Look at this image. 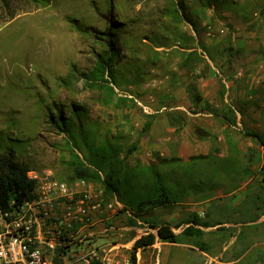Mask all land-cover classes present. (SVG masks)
I'll return each mask as SVG.
<instances>
[{"label":"rangeland","instance_id":"obj_1","mask_svg":"<svg viewBox=\"0 0 264 264\" xmlns=\"http://www.w3.org/2000/svg\"><path fill=\"white\" fill-rule=\"evenodd\" d=\"M20 7L27 9L10 21L0 9V159L11 154L19 166L43 175L52 171L56 178L71 181L75 167L116 153L122 176L134 190L127 193L126 184L120 193L106 195L125 201L147 198L157 179L155 167L145 170L137 158L131 162L143 133L135 122L146 115L144 106L182 96L173 88L176 73L180 79L189 72L201 75L203 68L197 70L206 53L224 49L232 54L229 44L249 38L258 10L249 0H183L184 16L175 11L176 0H49L41 8ZM260 13L264 16V10ZM111 22L117 56L106 75L108 82L91 83L86 75L99 53L108 51L107 39L101 37ZM189 54L193 59L186 63ZM187 90L198 92L194 86ZM59 116L71 118L74 143L51 123ZM257 156L249 152V168ZM246 164L239 154L181 164L194 190L179 198L219 196L190 218L197 216L203 227L217 225L201 235L182 234L178 228V244L157 241L137 252V264H264V219L258 218L264 213V172L259 164L252 173ZM90 180L104 187L100 179ZM247 181L245 190L238 191ZM156 194L153 197H160L162 191ZM166 196L172 197L165 192ZM257 197V217L239 211ZM122 212L117 213L122 220L106 222L107 233L92 240L117 236L123 244L119 253L131 262L136 237L152 230L146 221L156 217L153 211ZM253 220L257 221L250 223ZM83 248L84 236L73 244L76 252Z\"/></svg>","mask_w":264,"mask_h":264},{"label":"crops","instance_id":"obj_2","mask_svg":"<svg viewBox=\"0 0 264 264\" xmlns=\"http://www.w3.org/2000/svg\"><path fill=\"white\" fill-rule=\"evenodd\" d=\"M249 1L258 8L254 11L257 26L249 29L252 33L249 38L233 40V43L229 44L233 47V53L230 55H226L224 49L217 53H206L201 68L197 70L199 72L203 68L201 75L189 72L185 78L180 79L176 73L173 88L183 95L162 101L152 100L149 105L144 106L146 108L144 120L137 117L135 124L140 130L147 122L150 126L146 132L141 133V139L133 152L131 162H135L137 158L142 162L143 169L149 170L155 167L157 179L154 186L162 187L164 192L172 196L165 204L145 212V215H148L153 211L156 217L154 220L157 222L183 223L179 227L182 230L188 225L187 221L192 219L190 214H193V211L208 206L209 202L219 197L195 194L179 198L178 194L194 190L188 183L187 171L181 164L197 162L211 156L238 154L247 161L245 166L249 171L252 168V173L259 164L260 168L263 164L264 16L260 12L264 10V0ZM244 2L240 1L243 4ZM192 86L201 93L200 102L195 103L190 97V90H187V87ZM137 102L144 105L139 99ZM244 134L246 136L243 138ZM252 151L258 156L249 168L248 156ZM159 157L167 160H161ZM248 183L249 181L244 182L237 190H245ZM185 187L188 189L186 190ZM234 192L236 191L224 195H232ZM257 200L258 197L246 209L241 207L239 211L248 212L253 218L257 217L259 209ZM120 201L126 207L122 212L123 215L135 212L129 205L128 198L126 201L124 198ZM117 215L108 222L116 223L123 219L122 215ZM258 218L264 219V213ZM255 221L257 220L250 223ZM101 224L96 227L98 231L103 228ZM216 225L203 227L199 224L198 227L205 232L204 230ZM177 229L174 228L179 233ZM111 238L118 239L117 236H110ZM160 243L168 242L160 241Z\"/></svg>","mask_w":264,"mask_h":264},{"label":"built area","instance_id":"obj_3","mask_svg":"<svg viewBox=\"0 0 264 264\" xmlns=\"http://www.w3.org/2000/svg\"><path fill=\"white\" fill-rule=\"evenodd\" d=\"M27 175L35 180L34 196L0 207V264H133L119 253L120 241L92 240L126 208L119 196L109 199L104 187L86 178L67 181L35 169ZM100 223L105 232L97 230ZM83 236V251L76 252L73 244Z\"/></svg>","mask_w":264,"mask_h":264},{"label":"trees","instance_id":"obj_4","mask_svg":"<svg viewBox=\"0 0 264 264\" xmlns=\"http://www.w3.org/2000/svg\"><path fill=\"white\" fill-rule=\"evenodd\" d=\"M182 2L183 0H176V4L179 7H177L175 11L179 12L181 16H184L181 10ZM48 3L49 0H0V9L5 14L4 20L10 21L19 14L20 10L25 11L27 9L20 7L21 5L27 4L28 6L41 8ZM113 27L114 23L111 22L110 30L105 32V37H101V39H107V43L109 44L107 53H99L93 70L86 75L91 83L98 84L108 82L106 75L110 73L112 61L117 56V51L115 52L116 47L114 45L115 41L112 38V34H114L112 30ZM227 49L233 50V47L230 45ZM192 59V56L189 54L184 57V62L190 63ZM190 94L196 103L197 100L195 97L200 94L198 92H190ZM51 123L58 127L65 135L71 137L70 139L72 143H74V135L70 134L73 125L70 117L67 119L61 118V116L54 117ZM149 126L150 123H145L142 129L143 132H146ZM159 159L167 160L161 157H159ZM90 160L91 165H93L95 169H91V165V167L88 165L77 166L74 169V176L70 177L71 181L77 178L100 179L103 182L106 194L120 193L123 186L125 187L126 184H128L126 187L127 193L130 189L134 190V186L130 181H128L125 176H122V161L116 153H111L109 155L104 153L101 158ZM104 165H106V169L103 168ZM29 169L30 168L27 166L15 164L11 154L0 159V207H7L12 200L20 204L34 196L35 180L28 177L27 171ZM261 170L264 172V161ZM158 190L162 191L160 197H153L154 193L156 194ZM150 192L147 198H142L139 201L128 198L129 205L134 209L135 214L145 215L146 211L165 204L169 199L168 196L163 197L165 192L160 186L151 185ZM146 222L152 230L142 233L135 239L131 252L133 264H137V252L139 250L152 247L157 241L180 242V233H177L174 228L181 227L183 223L172 224L170 222H157L155 220H147ZM187 223L188 225L181 231L182 234L201 235L203 233V230L198 227L199 222L197 216L189 219ZM64 250L66 251V248H64ZM54 260L58 263V256H55Z\"/></svg>","mask_w":264,"mask_h":264},{"label":"water","instance_id":"obj_5","mask_svg":"<svg viewBox=\"0 0 264 264\" xmlns=\"http://www.w3.org/2000/svg\"><path fill=\"white\" fill-rule=\"evenodd\" d=\"M196 100L198 101V102H200L201 101V96L200 95H196Z\"/></svg>","mask_w":264,"mask_h":264}]
</instances>
